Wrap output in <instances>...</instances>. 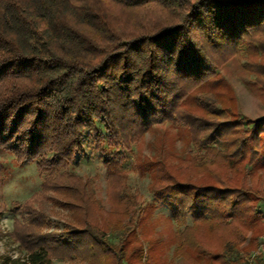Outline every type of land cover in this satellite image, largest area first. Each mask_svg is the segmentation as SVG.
I'll use <instances>...</instances> for the list:
<instances>
[{
  "label": "trees",
  "instance_id": "1",
  "mask_svg": "<svg viewBox=\"0 0 264 264\" xmlns=\"http://www.w3.org/2000/svg\"><path fill=\"white\" fill-rule=\"evenodd\" d=\"M240 43L245 68L264 85V0H0V150L35 161L40 172L57 170L92 137L109 179H122L118 148L155 123L180 125L204 153L198 162L189 156L183 168L154 166L156 198L175 218L190 215L197 223L177 230L175 256L190 264H241L264 235L254 208L262 198L257 174L250 183L241 174L261 154L255 167L264 174V120L244 130L214 71L240 52ZM210 92L232 120L212 116ZM81 188L57 173L40 193L15 203L24 221H14L11 237L28 254L20 264L141 263L135 204L121 188L109 193L114 244ZM48 191L73 218L60 232L42 233L46 216L33 206ZM4 209L0 203V217ZM148 249L144 264H161L156 245ZM10 263L16 261L3 262Z\"/></svg>",
  "mask_w": 264,
  "mask_h": 264
},
{
  "label": "rangeland",
  "instance_id": "2",
  "mask_svg": "<svg viewBox=\"0 0 264 264\" xmlns=\"http://www.w3.org/2000/svg\"><path fill=\"white\" fill-rule=\"evenodd\" d=\"M240 52L229 57L225 62L214 68L218 76L226 83L232 101H228V107L243 118V129H247L255 122L264 120V85L257 80L254 72L247 70L244 66L247 53L244 44H239ZM210 113L220 122L232 120L229 109L225 110L220 100L214 99L212 92L208 93ZM100 131L101 125H98ZM221 143L214 145L221 149ZM210 145V144H209ZM118 151L122 153L119 169L124 172V178L109 179L106 166L103 164L101 152L96 147L92 137L83 141L82 152L76 154L74 159L59 169H48L40 172L36 162H19L14 156L0 150V203L4 210L0 217V264L5 260L16 261L15 264L26 262L28 254L20 250L19 243L14 241L11 233L14 221H24L20 212L13 211L15 203H23L32 194L41 191V185L46 177L56 176L57 173L73 177L79 182L81 190L86 194L88 210L97 220L108 239L116 244V237L110 227V217L116 205L109 196L113 188H121L122 194L135 205L137 220H135V231L143 242L142 261L144 264L148 259L149 245H156V255L160 257L161 264H190L182 256H175L176 244L174 243L177 230L185 225H196L197 223L190 215L175 218L171 208L164 202L159 201L154 192L155 176L154 166L164 163L171 169L183 168L185 160L189 156L196 162L202 159L204 151L189 139L182 126L170 121L158 122L146 129L140 137L131 139L129 145L121 146ZM261 154L252 164L242 167V173L247 182L250 183L251 173L257 174V185L262 198L254 204L258 217L264 225V174L255 164L261 161ZM199 159V160H198ZM200 170V175H204ZM232 173L231 175H233ZM40 202H35L34 207L46 216L42 233L60 232L67 222H73L72 216L67 208L60 203V195L48 191ZM104 224L108 228H104ZM200 232H204L201 225ZM249 236L241 246L249 250ZM240 246V247H241ZM260 254L264 261V235L259 239L257 251L250 253L247 260L241 264H261L255 255ZM13 264V263H10ZM52 264H85L82 261H69L65 258L52 259ZM139 264V263H136Z\"/></svg>",
  "mask_w": 264,
  "mask_h": 264
}]
</instances>
